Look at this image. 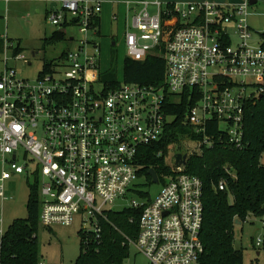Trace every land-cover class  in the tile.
<instances>
[{
	"label": "built area",
	"instance_id": "built-area-1",
	"mask_svg": "<svg viewBox=\"0 0 264 264\" xmlns=\"http://www.w3.org/2000/svg\"><path fill=\"white\" fill-rule=\"evenodd\" d=\"M22 1L33 0H0ZM42 1L56 3L48 16L53 26L75 23L82 38L68 36L76 48L41 73L35 85L8 65L0 70V264L8 231L6 184L20 175L38 181L42 226H69L81 214L90 226L83 229L99 240V218L121 203L123 209L141 210L139 235L130 244L150 264H198L205 253L203 183L185 173L186 162L178 166L175 155V163L167 165L174 176L162 182L154 199L128 197L136 192L141 149L160 142L176 118L167 114L170 96L181 103L189 92L193 104L186 123L205 135L201 141L185 138L196 147L181 154H199L202 146L223 139L234 149L244 148L246 108L264 97V37L256 39L248 22L237 19L248 16L250 4L139 2L122 39L125 59L162 56L164 47L166 87L120 80L106 89L100 80L102 48L94 40L102 2ZM14 57L26 60L22 54ZM213 124L223 133L218 141L206 135ZM226 185L221 180L219 190ZM262 243L258 239L256 245Z\"/></svg>",
	"mask_w": 264,
	"mask_h": 264
},
{
	"label": "trees",
	"instance_id": "trees-1",
	"mask_svg": "<svg viewBox=\"0 0 264 264\" xmlns=\"http://www.w3.org/2000/svg\"><path fill=\"white\" fill-rule=\"evenodd\" d=\"M96 24L99 27V18ZM74 25H64L52 36L46 37L42 43L43 48L68 42L65 30ZM5 43V38L0 37V52ZM115 47L111 51L113 62L114 58L118 60ZM22 52L20 44L13 50L14 56ZM159 52L164 55L165 48L161 47ZM64 55L65 52L61 57ZM163 55L149 56L142 62L125 59L121 81L166 87ZM53 64L45 61L41 73L51 71ZM108 72L101 74V82L106 89L118 87L121 82L118 72L112 70V75L105 76ZM187 94L189 92L185 93L181 103L176 102L172 96L168 97L167 114L175 116V120L167 125L165 136L160 142L140 151L138 162L142 169L139 177L144 176L148 186L154 185L150 170H155L164 185L167 179L174 176L166 164L169 148L178 147L185 138L201 141L205 136L196 134L186 123L187 113L193 104L189 102ZM206 135L218 141L223 133L213 124L208 126ZM244 139L243 149H234L223 139L222 142H215L212 147L202 146L200 154H190L187 158L185 173L198 177L203 183L204 219L201 240L205 253L198 264H244L243 250L234 246L235 226L244 224L250 215L264 217V97L246 108ZM160 152H163L162 156H158ZM221 180L227 182L224 191L219 190ZM140 198L151 200L147 193H141ZM27 212L26 218L16 219L8 228L2 254L3 264H45L41 262L38 240L41 213L38 181L30 185ZM140 213V209L129 207L121 211H107L104 217L99 218L102 230L99 240L94 233L87 234L82 228L79 233L81 254L75 264H125L131 254L130 241L136 240L139 235Z\"/></svg>",
	"mask_w": 264,
	"mask_h": 264
},
{
	"label": "rangeland",
	"instance_id": "rangeland-1",
	"mask_svg": "<svg viewBox=\"0 0 264 264\" xmlns=\"http://www.w3.org/2000/svg\"><path fill=\"white\" fill-rule=\"evenodd\" d=\"M182 2H193L192 0H181ZM209 1V0H208ZM211 1V0H210ZM219 1L221 0H212ZM223 4H228L229 0H223ZM229 1V2H228ZM249 3V0H240L231 5H242ZM256 5L249 6L248 16H238V21L245 20L255 31L256 39L260 40V35L264 33V0H257ZM50 6L43 3H20L11 2L5 4L0 2V37L5 38L6 43L4 49L0 52V70H5L6 66L14 68L20 78L29 80L35 85L38 76L43 70L45 61L53 62L55 65L60 60L62 53L76 48V43L65 42L61 44H53L43 48L42 40L47 36L50 37L60 28L53 26L49 18H46V9ZM41 9V13H38ZM154 13V10H151ZM234 24H230L231 32L234 33ZM69 37H75L80 40L76 26H71L65 30ZM94 40L101 42L103 50L101 54L102 69L108 72L111 68L117 71L120 80L124 74V60L126 49L122 41H119L115 47L118 52V60L111 57L110 39H100L94 37ZM21 44L23 52L21 53L26 60H17L14 57L13 49ZM110 44V45H109ZM112 62V63H111ZM110 70L105 76L110 75ZM112 75V74H111ZM222 129L225 126H221ZM196 145L188 143L187 139H183L178 147H171L166 155V163L172 166L175 162V155L178 153H190ZM195 154H198L195 152ZM200 154V152H199ZM2 165L0 163V174ZM32 180H28L27 176H15L6 184V197L8 200L4 202L3 214L6 227L16 219H24L27 217V203L30 194V185ZM163 184L147 185L144 176L139 177L137 181L136 192L131 194L128 199L133 197L139 201L141 193H147L149 197L154 199L161 191ZM115 211L123 210L121 203H117L113 208ZM82 215H76L74 222L69 225L55 224L51 227H44L40 224L38 232V240L40 246L41 262L45 264H75L81 254V243L79 233L82 228L89 229L87 218L86 223H82ZM258 239L262 240L261 246H257ZM234 246L238 250L244 252V264H264V217L257 218L250 215L244 224H236L235 226V242ZM125 264H150L147 258L141 254L134 246L131 247L130 258Z\"/></svg>",
	"mask_w": 264,
	"mask_h": 264
},
{
	"label": "crops",
	"instance_id": "crops-1",
	"mask_svg": "<svg viewBox=\"0 0 264 264\" xmlns=\"http://www.w3.org/2000/svg\"><path fill=\"white\" fill-rule=\"evenodd\" d=\"M102 2V12L99 16V37L100 39H110L111 51L112 48L118 46L119 41H122L124 33L126 31L127 25L130 23L132 16L138 10L139 2L149 1V2H161L163 4H172V3H201L208 0H192L193 2H182L181 0H98ZM210 1V0H209ZM231 1V2H229ZM228 4H223L224 1H212L222 5H231L240 0H229ZM43 3L49 5L50 8L46 9V18L54 10L55 7L52 6L53 2L42 1V0H33V1H22L20 3ZM152 10H155L156 7L151 6ZM38 13H41V9H38ZM67 34V32H66ZM47 37V36H46ZM45 37V38H46ZM68 37V35H67ZM44 38V39H45ZM43 39V40H44ZM42 40V43H43ZM101 44V42H100ZM109 44V45H110ZM21 45V44H20ZM101 48L103 50L102 44ZM103 70V69H102ZM103 72H105L103 70Z\"/></svg>",
	"mask_w": 264,
	"mask_h": 264
},
{
	"label": "water",
	"instance_id": "water-1",
	"mask_svg": "<svg viewBox=\"0 0 264 264\" xmlns=\"http://www.w3.org/2000/svg\"><path fill=\"white\" fill-rule=\"evenodd\" d=\"M257 3H258L257 0H249V4L250 5H256ZM52 6L55 7L56 6V3L53 2L52 3ZM187 158H188V155L187 154H184V155L181 154V153L177 154V156H176L177 165L178 166H181V165L185 164ZM149 175L151 176L154 184H157L159 182L158 175L155 172V170H150L149 171Z\"/></svg>",
	"mask_w": 264,
	"mask_h": 264
}]
</instances>
